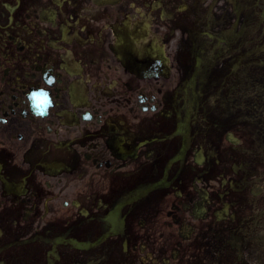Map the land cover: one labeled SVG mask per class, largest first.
Instances as JSON below:
<instances>
[{
	"label": "flooded vegetation",
	"instance_id": "1",
	"mask_svg": "<svg viewBox=\"0 0 264 264\" xmlns=\"http://www.w3.org/2000/svg\"><path fill=\"white\" fill-rule=\"evenodd\" d=\"M0 264H264V0H0Z\"/></svg>",
	"mask_w": 264,
	"mask_h": 264
},
{
	"label": "clouds",
	"instance_id": "2",
	"mask_svg": "<svg viewBox=\"0 0 264 264\" xmlns=\"http://www.w3.org/2000/svg\"><path fill=\"white\" fill-rule=\"evenodd\" d=\"M45 82L51 87L55 83L54 77H47ZM27 100L33 110V115L38 118L46 117L55 106V102L50 92L45 88L34 89L27 94ZM83 119L90 120L91 114L85 113Z\"/></svg>",
	"mask_w": 264,
	"mask_h": 264
},
{
	"label": "water",
	"instance_id": "3",
	"mask_svg": "<svg viewBox=\"0 0 264 264\" xmlns=\"http://www.w3.org/2000/svg\"><path fill=\"white\" fill-rule=\"evenodd\" d=\"M139 33H132L123 29V32L120 33V43L119 50L121 56L125 59L128 65L131 64L132 58L137 54L138 57L146 56L148 59L156 58L157 53L152 51V46L150 44H144L143 46L137 48L135 46L136 40H140ZM138 50V51H136Z\"/></svg>",
	"mask_w": 264,
	"mask_h": 264
}]
</instances>
